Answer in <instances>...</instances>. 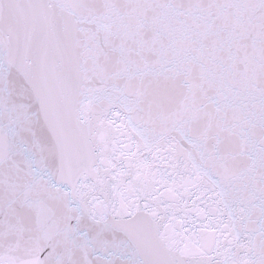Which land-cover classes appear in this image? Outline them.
Listing matches in <instances>:
<instances>
[{"label":"snow or ice","instance_id":"obj_1","mask_svg":"<svg viewBox=\"0 0 264 264\" xmlns=\"http://www.w3.org/2000/svg\"><path fill=\"white\" fill-rule=\"evenodd\" d=\"M0 264H264V0H0Z\"/></svg>","mask_w":264,"mask_h":264}]
</instances>
